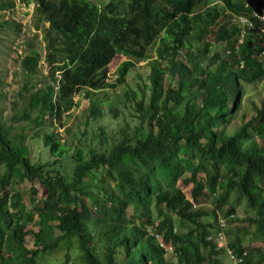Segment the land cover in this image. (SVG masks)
<instances>
[{"label":"trees","instance_id":"obj_1","mask_svg":"<svg viewBox=\"0 0 264 264\" xmlns=\"http://www.w3.org/2000/svg\"><path fill=\"white\" fill-rule=\"evenodd\" d=\"M32 2L48 24L52 82L37 88L26 80L20 108L9 123L0 117V264H42L41 255L61 243L60 264H222L227 250L246 253L240 264H264V250H254V263L240 241L264 246V100L252 118L234 125L244 86L264 79V33L218 24L228 14L258 26L244 7L254 0ZM256 5L264 16V3ZM208 39L222 52L211 54ZM152 46L156 60L148 63L146 83L129 89L128 74L149 59ZM117 56L134 62H122L109 83ZM39 59L32 49L20 60L27 78L37 74ZM119 87L127 90L114 106L105 109L94 97ZM80 92L89 103L84 138L67 145L55 128L77 108ZM104 120L118 123L108 128ZM23 122L36 129L31 136L25 127L13 131ZM29 140L41 142L43 158L31 159ZM25 182L42 188L40 196L30 189L28 205L19 189ZM211 197L212 223L200 208ZM231 197L223 218L242 202L247 227L227 231L234 216L225 230L232 241L220 247L209 238L218 231L216 212ZM54 231L60 236L53 240ZM155 235L171 246L175 262L165 259Z\"/></svg>","mask_w":264,"mask_h":264},{"label":"rangeland","instance_id":"obj_2","mask_svg":"<svg viewBox=\"0 0 264 264\" xmlns=\"http://www.w3.org/2000/svg\"><path fill=\"white\" fill-rule=\"evenodd\" d=\"M95 2L108 1V0H92ZM263 2L264 0H254V5L257 2ZM251 3V2H249ZM214 4L219 5L218 2ZM252 4V3H251ZM35 5L32 0H0V117L4 123H9V118L18 110L19 102H17V94L21 90L23 84L26 80L30 81V84L40 88L44 83L52 82L51 69L47 66L46 57V43L44 41V30L48 28V24L44 20L37 16L34 12ZM231 22L230 25L241 26V22L237 19L230 18L228 14H223L218 24H223L225 22ZM8 22V24H6ZM17 26V28L15 27ZM208 42L212 43L210 53L222 52V46L217 43H213L210 39ZM36 50L40 56L38 63V72L35 76L27 78L25 73L21 70L20 60L28 55L31 50ZM156 48L152 46L149 51V59L145 62H135V67L131 70L126 78V85L129 89H135L136 85H143L147 81L149 75L148 63L156 60L155 54ZM178 59H183V56H179ZM124 61H132L128 58H123L117 56L113 62L110 64L108 69V79L107 82L114 83L116 80V72L119 65ZM164 66L165 64L162 63ZM57 76V75H56ZM165 84H167V75L164 76ZM245 98L243 99V107L241 112H239L234 125H238L245 121H248L253 117V107L259 106L264 100V79L252 84L245 85ZM127 90V87H119L113 92L106 90L105 92H98L94 95L97 100H100L104 108L106 109L108 105L114 106L120 101L121 96ZM84 92H80L75 96V102L77 103V108H74L69 113L65 114L61 121V126H56L55 133L60 138V142H65L70 145L75 139L80 138L79 133L84 130V116L88 114L89 103L83 98ZM243 115L245 119H243ZM115 125L118 121L114 122ZM102 125L108 126V128H115L110 124L108 120H104ZM13 131H24L28 136H31L36 129L26 123L13 124ZM90 132H88V136ZM84 137L80 138L81 141ZM73 146H70V150ZM30 156L33 161L41 158L44 150L41 142L30 141L29 140ZM46 151V150H45ZM47 152V151H46ZM43 158V157H42ZM3 173V169L0 168V174ZM38 191V196L42 193V188L38 183L31 185L29 182H25L19 186L20 191L23 193L24 204L28 205L29 196L28 193L31 188ZM215 197L209 198L204 201L200 208H203L209 213V217L205 219L206 222H213V216L210 212L214 206ZM234 205L233 197L229 202L218 212H216L218 217L223 218L226 212L229 210L230 206ZM248 213L244 210V205L241 202L235 205V218L237 223L229 222L228 230H242L247 227L243 223L244 218ZM29 230L36 232L37 229L29 227ZM60 234L54 231L52 239L59 237ZM230 241H232L231 234L226 233L223 244H219L220 247H225ZM240 241L242 246H246V252L249 253L250 259L255 263L258 260V254L255 249L264 250V246L257 244L255 241H250L249 237L240 236ZM26 244L28 248H33V240L29 235L26 237ZM218 244V243H217ZM218 245V246H219ZM64 253V244L58 245L57 249L51 253H45L41 255L40 262L42 264H60ZM75 254H71L73 259ZM222 264H234L228 257L227 253L220 254ZM165 259L170 262H175L172 251L168 250L165 255Z\"/></svg>","mask_w":264,"mask_h":264},{"label":"built area","instance_id":"obj_3","mask_svg":"<svg viewBox=\"0 0 264 264\" xmlns=\"http://www.w3.org/2000/svg\"><path fill=\"white\" fill-rule=\"evenodd\" d=\"M244 1V0H243ZM244 7L246 9L250 10V15L252 17V19L258 24V26H255L253 22H250L248 20L242 19L240 18L238 21L241 22V28H243L244 26H247L248 28L252 29V30H258L260 33H264V16L259 14L256 11V6L252 3L249 2H245L244 3ZM244 32H242L240 38L237 40V45H240L242 43V40L244 38ZM262 56H264V50L262 52ZM234 216H229L226 219L224 218H220L218 217L217 219V227H218V231L215 235H213L212 237H210L209 239L218 243L219 244H223L222 241H224L225 239V230L228 227V221H230L231 219H233ZM155 240L159 243V246L161 248H163L164 250H166L168 252V250L172 251V248L170 245H166L162 242L161 238L158 235H155ZM220 246V245H219ZM227 245L225 244V247ZM229 259L234 263V264H240L243 262L244 257L246 256V253L243 252L241 257H236L235 255H232V253L230 251H226Z\"/></svg>","mask_w":264,"mask_h":264}]
</instances>
